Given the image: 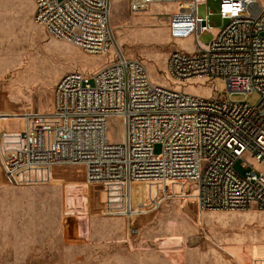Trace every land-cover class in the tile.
Instances as JSON below:
<instances>
[{
	"label": "built area",
	"instance_id": "1",
	"mask_svg": "<svg viewBox=\"0 0 264 264\" xmlns=\"http://www.w3.org/2000/svg\"><path fill=\"white\" fill-rule=\"evenodd\" d=\"M179 1L191 6L171 16L169 35L193 40V51L174 50L166 72L176 82L221 79L227 86L221 96L202 98L157 85L146 65L118 45L113 0H34V22L50 35L88 54L113 49L116 60L90 76L63 75L53 89L52 112L27 110L18 134L9 137L0 125L5 182L18 185L33 168L78 165L88 184L119 183L126 191L135 183L157 181L165 188L191 181L203 213L264 211V2L129 0V8L140 14ZM204 1L217 10L207 7L201 18ZM213 18L227 23L216 28ZM206 34L213 38L204 44ZM254 93L260 95L256 106L229 99ZM111 118L121 119V143L108 140Z\"/></svg>",
	"mask_w": 264,
	"mask_h": 264
},
{
	"label": "rangeland",
	"instance_id": "2",
	"mask_svg": "<svg viewBox=\"0 0 264 264\" xmlns=\"http://www.w3.org/2000/svg\"><path fill=\"white\" fill-rule=\"evenodd\" d=\"M204 3L201 18L207 7L217 10ZM190 6L155 4L139 14L130 10L129 0H113L111 26L125 56L144 63L157 85L202 98L221 96L227 88L221 79L176 82L166 72L174 50L193 51V40L173 41L168 31L171 16ZM17 7L5 9L0 47L1 107L10 108L2 122L6 132L19 131L27 110L51 113L53 89L63 75L90 76L116 60L113 49L93 55L53 37L35 24L34 14ZM212 23L223 28L227 22L213 18ZM212 38L206 34L200 41ZM229 99L256 106L260 95ZM123 133L121 119L111 118L109 142L121 143ZM155 149L158 156L161 147ZM236 169L241 172L239 164ZM196 198L191 181L165 188L159 182L135 183L126 191L119 183L88 184L78 165L33 168L20 184L1 187L0 264H264V211L200 213Z\"/></svg>",
	"mask_w": 264,
	"mask_h": 264
},
{
	"label": "crops",
	"instance_id": "3",
	"mask_svg": "<svg viewBox=\"0 0 264 264\" xmlns=\"http://www.w3.org/2000/svg\"><path fill=\"white\" fill-rule=\"evenodd\" d=\"M17 4V10L20 11L21 13L25 12L26 10L29 13V16L32 17V15L35 13V4H34V0H15V3H8L5 0H0V47H1V40H2V34L4 32V21L3 19L4 14H5V9L7 6L10 5H16ZM25 10V11H24ZM26 11V12H27ZM0 72H1V65H0ZM9 107H5L4 109H2L1 107V99H0V125L3 128L2 122H5V117H4V113L10 111ZM8 134H18L19 132H7ZM5 186V181L3 180L1 173H0V194H1V187Z\"/></svg>",
	"mask_w": 264,
	"mask_h": 264
},
{
	"label": "bare ground",
	"instance_id": "4",
	"mask_svg": "<svg viewBox=\"0 0 264 264\" xmlns=\"http://www.w3.org/2000/svg\"><path fill=\"white\" fill-rule=\"evenodd\" d=\"M148 182H157V181H148ZM200 213H203V212H200Z\"/></svg>",
	"mask_w": 264,
	"mask_h": 264
}]
</instances>
